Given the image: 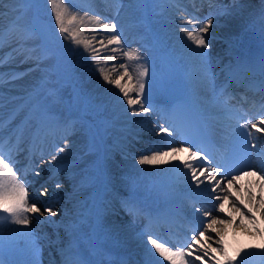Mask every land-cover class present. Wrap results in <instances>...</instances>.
Segmentation results:
<instances>
[{
    "label": "snow or ice",
    "instance_id": "1",
    "mask_svg": "<svg viewBox=\"0 0 264 264\" xmlns=\"http://www.w3.org/2000/svg\"><path fill=\"white\" fill-rule=\"evenodd\" d=\"M29 3H38V0H26ZM47 3L51 4V10L54 14L55 19V30H53V36L57 42L61 40L70 41V43L76 46L79 49L83 47L84 52L88 53L91 59L94 61L98 72L103 77V81L107 84L112 85L114 89H118L117 99L120 103V106L124 109V114L132 116H141L143 114H148L156 112L157 108L148 103V106H145L146 101H150L151 97L145 95V77L149 75L150 69L147 64L138 65L135 75L129 71V63L134 60L146 59L142 56L138 50L135 49H123L122 42V31L118 29L116 22H102V20H107V17H102L100 14L94 16L89 15V12H95L96 9L91 3H89L88 9L84 12V16L77 17L76 14H69V5H75V0H46ZM111 3L118 4L120 7H123V0H110ZM216 0H192L193 11L188 12L186 8H182V0H154V3L161 4L167 3L174 6V8L182 12L184 15L178 17V23L176 27L179 29L180 33H183V36L186 37V43L188 44L190 52L194 54L196 58L199 59L203 79L206 83H210L208 75V66H209V51L211 49V43L206 39V34L209 32L210 28L213 26L214 22V13L211 11L206 17H201L196 14L195 5L199 3L203 6L207 3L208 7L211 9L215 5ZM0 7H6L3 4V0H0ZM119 12V8L117 9ZM6 13L0 11V19ZM186 17V18H185ZM86 18V19H85ZM96 26L105 30L108 33L107 43L104 42L103 37L96 41L100 45V48L94 46L93 41H95V36L92 39L83 38L84 27L83 26ZM261 26L262 31H264V14L261 16ZM20 25L17 21H11L8 25V28L5 29L2 24H0V48H3L6 42H13L15 47L12 49V53L8 57L0 56V67H3L4 64L8 61L15 60L17 56L23 57L21 63H31L33 68L30 71H40L42 66L49 60L62 59L60 55L53 49L45 47L41 52L37 48L28 49L25 47V43L29 37L19 34ZM191 29V30H190ZM38 29L34 28L31 32V36H35ZM190 42V43H188ZM115 45L112 47L111 51L113 53L119 52L126 60L125 63L117 66L112 64V72H119V75L116 79H111V73L107 72L104 67H101V64H108L111 61H114L116 57L114 55H109L106 59H99L101 55L102 48H108L109 46ZM194 45V47H192ZM123 71L120 72L119 70ZM237 69L233 67L231 63L224 66L222 71H226L231 74ZM259 71L262 76H264V56L261 57ZM23 73H14V72H0V83L5 82V77L8 78L7 82L11 83L17 78H20ZM126 81L121 83L122 80ZM260 90L264 91V81L260 83ZM53 95L56 93L53 92ZM3 97L0 96V102H2ZM264 108V104L261 105ZM50 109L47 106L41 105L38 107L37 112L39 114V119L37 120V128L42 125L45 121V118L48 116ZM170 112L169 118L166 119V124L168 127L157 125L158 131H156L157 136L162 134H167L169 137L168 140L162 143L161 147L166 148L164 151H153L151 155H141L139 157L138 163L140 165H159L162 163H170L169 161L164 160V157H172V159L179 161V156L177 153L183 151L188 153L184 161H180L178 164L172 165L173 170L180 171L190 182H194V186L199 190L200 185H204L206 190H209V196L215 193L217 188H220L221 191L227 192L228 189L223 187L221 181L227 180V183L231 185L236 179H228L232 171H242L244 168H249L250 170L254 165L246 162H238L233 167L230 164L223 163L217 167H211V164L216 163L214 158L211 157V153L208 152L206 146L202 143H197L194 139H183L178 147H173L175 143L174 140L170 139L172 132H179L178 124H183L186 127H195V118L189 106L181 99L176 98L174 102H169ZM259 125H264V115L256 122H252L251 119L245 121L242 124H239L241 129L246 130L247 136H253L251 129H256L258 132H264V126L259 127ZM63 135L59 137V141L63 142V146H60L59 142H55L52 145V151L45 153L41 152V162L43 163V157L45 155L51 156V161H55L59 154L64 153L69 147V137L74 134L76 130V120H67L63 122ZM4 122L0 119V226H3L6 223H13L16 225L27 226L29 224V213H47V221L49 223H54L52 217L56 216L58 212L54 210V206L51 202L44 204L43 208L38 207L37 204L28 202V189L27 184L30 181L22 180L17 176V170H14L13 165L17 163L14 158V151H23L20 147L22 143V130L16 135L15 143L12 142V137L9 136L5 139L3 135ZM39 135V131H37ZM191 145V146H186ZM252 147L255 148L256 145L252 144ZM7 148V151L5 150ZM196 148L197 150H193ZM51 161L49 163H51ZM204 162H208L204 164ZM264 170V165L261 166ZM187 170V171H185ZM60 169L49 168V177L50 181H55L53 187L55 189L62 188V183L60 182ZM250 174H253L250 171ZM32 175L35 177L40 176L39 166L33 165ZM48 194L47 187L41 188L39 195L44 197ZM220 197L216 196V203H219ZM125 204L129 207V210L134 208L132 201H125ZM199 212V209H196ZM219 212H223V206L221 205L218 208ZM209 212H204V216H209ZM39 219V217H37ZM255 217H253V220ZM217 223L215 218H212L207 224V229H212L213 225ZM22 236L29 238V243L32 245V254L35 257L37 253V246L35 241L31 239L33 233L27 227L23 229H17ZM67 231V229H66ZM87 235V234H85ZM142 236H146V250L149 254L150 259L146 261V264H164L165 261L168 264H195V260L201 259V257H195L193 259V253L186 251V248H191L192 244H188L186 248H176L173 250L172 247H169V242L164 240L162 242L161 238H154L153 234L142 233ZM200 237L205 236L204 231L198 233ZM192 241L197 240V236L194 234L191 237ZM61 243H63L61 241ZM80 238L72 233L67 245L61 249L62 253V264H105L104 261H95L91 259L90 254H85L80 248ZM223 240L220 241V244L223 245ZM2 241H0V250H2ZM250 248H258L260 250L259 254L264 256V244L262 245H250ZM223 252V259H216L215 264H238L236 257H230L226 248H221ZM246 249H239L237 251V256L241 252H246ZM158 254V256H157ZM111 255V253H107ZM207 255V253H205ZM162 258V259H160ZM179 258V259H178ZM0 264H6V261L3 259V256L0 255ZM31 264H36L35 259ZM107 264H127L124 260H112L109 259Z\"/></svg>",
    "mask_w": 264,
    "mask_h": 264
},
{
    "label": "bare ground",
    "instance_id": "2",
    "mask_svg": "<svg viewBox=\"0 0 264 264\" xmlns=\"http://www.w3.org/2000/svg\"><path fill=\"white\" fill-rule=\"evenodd\" d=\"M16 3H21L22 0H14ZM134 1L136 2L137 6L134 4ZM257 6L260 4V8L258 11H255L253 13V15L251 17H253L252 19V24H250L251 26L253 25L254 28H260L261 27V16L262 14H264V0H257ZM65 2H67L65 0ZM5 3V1H3V4ZM89 3H91L93 5V7L96 9L95 12H89V15H96V14H100L102 17H107V20H102V22H116L118 29H120L123 33L122 37V42H123V49L122 50H128V49H135L138 50L142 56L146 57V53L139 48L140 44L135 40L134 37V41H133V31L132 29L134 28V32L135 30H137L139 28L138 25H134L132 26L131 23V18L134 16H137L138 13V7L140 8V2L138 0H133V1H124L123 0V7H120L118 4H110L107 5L106 7H101L99 6L97 3L94 2V0H75V5H69V14H76L77 17H81L84 16V12L88 9ZM133 3V4H131ZM51 6V4H50ZM134 6V7H133ZM119 8V12L117 11V9ZM163 9H165L164 7H162ZM51 10V7L50 9ZM0 11H2V8L0 7ZM156 11V10H155ZM223 10L222 8H219L217 10V13H221ZM3 12V11H2ZM52 13V10H51ZM53 14V13H52ZM54 15V14H53ZM3 17H6V15H4ZM110 17V18H109ZM230 16L227 17V22L225 23H229L231 22ZM4 18L0 19L3 20ZM86 19V18H85ZM238 20H240L238 18ZM222 21V19H219L217 21L213 22V26L210 28L209 30V34L216 36L218 34L224 35L227 34V30L224 29V26L222 27V25L220 24ZM254 23V24H253ZM84 27V33H83V38H87V39H92L93 36H95V41H93V44L95 47L100 48V45L98 43H96V41H99V37H103V40L105 43H107V39H108V33L105 32V30L98 28L94 25L92 26H83ZM228 27H232V25L230 26L228 24ZM235 27V26H234ZM244 31H247L248 27L245 26L242 28ZM233 32V31H232ZM228 33H231L228 31ZM128 42H131L130 44L133 45H129V47L126 45L127 40ZM133 41V42H132ZM70 43V41H67ZM209 42L211 43V49L209 51V61H214L216 59H214V51H218L221 50V55H219V57L224 56L226 50L222 47V44L220 41H216V39H214V37H210ZM113 46V45H112ZM111 46H109L108 48H102L101 49V55L99 57V59L104 60L106 59L107 56L109 55H114L116 57V59L114 61L109 62L108 64H101V67H104L105 70L107 72L111 73V79H116L119 75V72H112V64H116L117 66H119L122 63H125L126 60L125 58L119 53H113L112 51H109L108 53L104 52L106 49H109ZM69 50L71 51L72 57H73V61H74V65H77V67H94V71L91 74L92 75V80L90 82V87L92 88L93 83L95 84V81L97 80L96 83V90L100 93L99 95H96L97 93H94V99L93 101L90 103V105L94 106V107H98L100 109L101 113H106L107 118L109 117V115H113L115 114L118 115V118L114 121V119H110V121H114V124H122V127H124L123 131L121 132V134H123V136H120L121 138L126 137L125 140L127 142V147L131 148L133 153H131L133 156H136L134 158H132V162H138L140 154L143 155H151V153L153 151H158V146L160 144V139L156 142V143H152L150 140L146 139V136H144L145 134H141V138L140 135L138 133V131L133 130V129H129L126 128V124H128L129 122H131V120L134 119L135 116H132L131 114L129 115H125L124 114V109L120 108V103L117 99V96H113V94L118 93V89H114L112 85L107 84V82L105 81H98L103 79V77L100 75V73L97 70V67L94 63V61L91 59V57L88 55V53L84 52L83 47L81 46L79 49L76 48V46L74 45H70ZM177 54H180V52H176ZM191 55L193 54L192 52H189ZM194 56V55H192ZM195 57V56H194ZM218 57V58H219ZM191 58V57H190ZM217 58V59H218ZM22 60V59H19ZM144 59L141 60H134L129 63V71L132 72L135 75V72L137 70L138 65H142ZM196 61H199L198 58H193L191 60V64H195ZM86 63V65H80ZM120 72H122L123 70L120 69ZM150 75V74H149ZM148 75V76H149ZM145 77V86L149 87L152 85L153 81L152 78L149 77ZM30 78V75H26L25 77H23L24 81H28ZM126 81L122 80L121 83H124ZM101 83L104 86H101ZM86 84V81H85ZM87 86V85H86ZM88 89H90L87 86ZM95 89V87L93 88ZM93 89H90L89 92V96L90 99L93 98L92 96V91ZM147 104V103H145ZM119 107V108H118ZM140 121H144V123L146 124L145 128H148L147 130H151L154 131V128L156 129L157 125H160L159 121L157 120L156 123L154 124V120H156V117L152 116V113H148V114H143L141 116H138ZM133 123V122H132ZM135 126V125H134ZM142 128V127H140ZM78 137H79V141L83 142V138L85 136V133L82 131H79L78 133ZM116 136V135H115ZM138 139H140V141H138ZM122 141V143L124 142V139H120ZM124 146V144H123ZM145 148H148V150H150V148H154L157 150H153L151 152H147ZM160 151V150H159ZM131 162V163H132ZM125 163H127L125 169L123 171L119 170V172L117 173V175H119V178H122V182H118L120 185H122L123 187H128L131 191H135V185L136 183H138L139 187H137V191H139L140 193H144L147 194V192L143 191L142 187H148L150 183H153L155 185L156 188H160L161 187V183L159 181H157L156 178H153V174L149 171V169H153L156 170V167L153 165H148V164H144V165H140L139 167H133V165H131L130 163H128L127 161H125ZM114 165V164H113ZM115 165L117 167H119L118 163L115 162ZM114 165V166H115ZM160 170L155 171L159 172ZM118 177V176H117ZM153 179L152 182L147 183L148 180ZM187 183H189V180L187 181ZM262 185V184H261ZM260 185L259 188V196L263 195V187ZM114 194H117L114 197ZM118 197H121V195H119L118 192L113 191V195L109 196L107 198V205H109L114 212H116L119 209V212L121 215L119 216H124V208L123 205L121 203V199L118 200ZM186 203V201H185ZM127 212V210H126ZM256 213H260L259 211ZM251 219V218H250ZM124 221V219L122 217H118V222ZM248 223L251 224V222L248 221ZM123 225V223H121ZM38 225V223H37ZM238 227H242L241 224H239V222H237ZM42 226V224H41ZM116 226V225H115ZM1 230L5 231L4 235L5 237H9L10 233L13 234V236L15 237H20L22 236L20 232L17 231V229H23L26 226L23 225H16L13 223H6V225L1 226ZM250 227V226H248ZM233 229L238 230L236 225L234 224ZM249 228H244L243 230L246 231ZM113 233H118L116 227L113 229ZM258 233V232H257ZM260 233V232H259ZM261 237V234H259ZM23 238H27L22 236ZM48 237L50 238L51 235H48ZM248 238L250 240V242L253 245H257L259 246L261 243L263 242L262 238H258L257 234H248ZM223 246L221 245L219 247L218 252L222 253L221 248ZM240 247L239 243L237 244V249ZM30 248L32 249V245L30 244ZM224 248V247H223ZM229 250H230V243H229ZM40 250L42 253H46V255H48L50 253V251L46 250L44 248V244L40 247Z\"/></svg>",
    "mask_w": 264,
    "mask_h": 264
},
{
    "label": "rangeland",
    "instance_id": "3",
    "mask_svg": "<svg viewBox=\"0 0 264 264\" xmlns=\"http://www.w3.org/2000/svg\"><path fill=\"white\" fill-rule=\"evenodd\" d=\"M147 136H149V133L147 134Z\"/></svg>",
    "mask_w": 264,
    "mask_h": 264
}]
</instances>
